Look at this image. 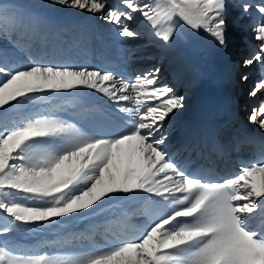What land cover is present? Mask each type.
<instances>
[{
    "label": "snow or ice",
    "instance_id": "6c2138e0",
    "mask_svg": "<svg viewBox=\"0 0 264 264\" xmlns=\"http://www.w3.org/2000/svg\"><path fill=\"white\" fill-rule=\"evenodd\" d=\"M46 8L88 14L123 43L128 60L157 62L131 75L113 67L59 62L4 47L25 29L41 34L16 0H0V264H264V0H44ZM251 42L236 80L257 103L241 113L225 152L239 158L232 175L207 174L174 135L186 96L166 79L178 43L201 39L230 54L232 26ZM34 43L36 41H33ZM44 40H40L41 45ZM152 47L147 56H136ZM43 52V48H41ZM180 68L173 70V77ZM255 74V75H254ZM85 92L109 105L115 123L98 126L34 101ZM251 126V127H249ZM247 134L241 138L238 133ZM179 157V158H178ZM136 206L122 228L98 227L22 248L16 234L65 219L88 220L110 202ZM134 218V222H133Z\"/></svg>",
    "mask_w": 264,
    "mask_h": 264
},
{
    "label": "bare ground",
    "instance_id": "6f19581e",
    "mask_svg": "<svg viewBox=\"0 0 264 264\" xmlns=\"http://www.w3.org/2000/svg\"><path fill=\"white\" fill-rule=\"evenodd\" d=\"M16 3L20 6H23L24 8L27 9L28 14H24L25 17H35L36 23L39 25V29L42 33L41 34H36L33 36L31 29H26L27 32V37L25 38L26 40H21L23 39V36L21 34L17 35L15 37L17 43L15 46L12 45L11 42L5 41L4 42V47L10 50L11 56L20 61H24L27 59L26 55H32L33 57H39L43 55L44 51H41L40 43L37 46H34V37L38 38L40 40H44V45H45V50L47 51V54H49V57L46 59L53 60L54 58V53L55 51L59 50L60 48H63V56L69 60V62H77V63H84L83 61H78L76 60L71 54V51H76L77 48H86L88 47L87 42H84V39L81 38L80 32L77 33L75 36L74 41L71 38H68V36L64 37V39H69L70 41L68 42L67 46L64 45V43L61 42V36L58 35L56 36L59 32L62 31V29L66 26L70 27H75L77 31H81V27H78V22L79 21H88L89 23H93L95 20L93 17H91L88 14L84 13H76L72 10H65V9H60L57 7L54 8H46L43 6L44 0H16ZM23 15V14H22ZM100 25V24H99ZM235 26H244V23L242 21H238L236 24L233 23L232 26V34L236 30L237 34L235 37L241 36L240 32H244L245 28L242 31H239V29H235ZM102 31V30H100ZM105 33H108L113 40L116 39L114 34L111 32V30L108 28L107 31H103ZM61 34V33H59ZM21 35V36H20ZM79 35L80 37H77ZM245 35H247L245 33ZM86 38V37H85ZM144 38V39H143ZM57 39V40H56ZM143 39L141 42H147L148 38L147 36L141 37ZM206 40V39H205ZM243 40L248 41V38H243ZM138 41H130L128 43H121L124 48H133L137 46ZM250 42V41H248ZM54 43H57L59 45V48H56L54 46ZM205 43V42H204ZM126 44V45H124ZM251 44V42L249 43ZM206 46H210L208 51L212 50L214 57L216 58L217 62L220 64L221 69H225L227 67L226 72H221L218 73L216 72L215 75L210 73H207L206 70H204L201 65H199V61L197 58H193V63H190V60L187 59L186 54L190 52L191 46L186 43H178L176 49L171 53V63L168 64L166 62V65L169 67V72L166 74V79L171 81L173 84L177 86H181V89L183 91L181 94H184L187 99H189V103L192 100V104H188L186 113H189L188 107L190 106L191 109L196 108L199 106L200 108H203L204 104L208 101L213 99V96H216L215 102L219 103L220 101H226L229 98V85H226L224 76L226 74L230 75V77L233 75L232 70L229 66L230 62L232 61L233 56L229 55L226 60L224 59L225 56H223V53L221 51L216 50L215 48L212 47L211 43L206 40L205 43ZM232 45H235L236 47L238 46V43H236V40L232 37ZM232 49V48H231ZM29 52V53H28ZM140 51L136 53V56L139 54ZM128 56V53L126 52V58ZM192 58V57H191ZM75 59V61H74ZM124 63H125V58H122ZM128 60V59H127ZM59 62V60H54ZM130 61V60H128ZM157 61H153L150 64H154ZM112 64H114V61H111ZM132 63V72L135 73L137 71L142 70V68L137 67L139 64H133V61L131 60ZM144 63H140V65H143ZM93 65H99L101 67H104L102 64L98 63L97 61ZM146 65V64H144ZM195 66L197 67L196 73L197 76L196 78L190 76V71L188 72L187 69L189 66ZM176 68H180L181 71L179 72L178 75L173 77V70ZM213 75V76H211ZM223 80V82H222ZM207 90L208 91V96L204 98L203 96V91ZM183 92V93H182ZM78 95H81V97L91 100L94 97H97L98 100L100 99L98 96H92L90 94H87L85 92H81ZM186 99V101H187ZM43 102V101H42ZM41 104V102H39ZM183 111L179 114V116L176 117V121L174 126L179 127L180 125H184L187 127V121L185 120V116L183 115ZM184 116V117H183ZM108 121L110 120L109 118H106ZM104 126L105 123H104ZM115 202V201H113ZM110 202V203H113ZM120 203V202H117ZM123 205V203H121ZM123 210H127L129 213H132L135 209L136 206L134 204H129L127 202H124V205L122 207ZM118 213V212H117ZM113 219V217L111 218ZM97 221V219L95 220ZM134 222V220H133ZM110 223V226H107L103 224L106 228H109L112 232H119L122 228V224L115 223L113 221L108 222ZM93 226H101L97 224V222H92L88 228H91ZM101 227H98L99 231H104V229H99ZM101 238V234H99ZM97 241V238H96ZM41 246V245H40ZM38 249V248H37ZM47 249V248H46Z\"/></svg>",
    "mask_w": 264,
    "mask_h": 264
},
{
    "label": "rangeland",
    "instance_id": "374dc122",
    "mask_svg": "<svg viewBox=\"0 0 264 264\" xmlns=\"http://www.w3.org/2000/svg\"><path fill=\"white\" fill-rule=\"evenodd\" d=\"M18 5V4H17ZM18 11L21 14H28V11L23 6L18 5ZM237 34V33H236ZM236 34H232V37H235ZM141 39V38H139ZM137 45H143L147 44V42H141L137 40ZM203 39L199 40L198 42L192 44L194 47L198 48L197 50H200L202 48L201 43ZM206 40L204 39L203 45H205ZM189 44H187L188 46ZM150 47V46H149ZM210 46H206L205 49H208ZM147 50H151L148 48H142L140 52H144L143 54L147 55L145 52ZM149 54V53H148ZM202 54V53H201ZM232 77V76H231ZM187 105L189 104V100L186 101ZM184 111V110H183ZM124 205V203H123ZM121 203L113 202L109 203L108 205H105L104 209L97 213L95 216L90 217L88 220H83L80 218L75 219H65L61 222L52 223V224H42L38 226H32L29 229L21 230L19 231L15 236V243L19 245L22 248H30V249H36L41 252L44 251V248L40 245L42 243L48 244L50 241L57 239L59 237H62L64 235H69L71 232H77L81 228H84L86 225L90 224L91 222H97L95 221L99 217H105L106 214H114L117 212H114V210H119L120 207L123 206ZM105 219V218H104ZM99 219L98 221H100ZM38 248V249H37Z\"/></svg>",
    "mask_w": 264,
    "mask_h": 264
}]
</instances>
